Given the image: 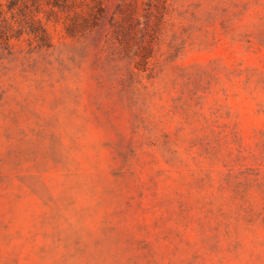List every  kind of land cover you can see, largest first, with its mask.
I'll return each instance as SVG.
<instances>
[{
    "label": "rangeland",
    "instance_id": "obj_1",
    "mask_svg": "<svg viewBox=\"0 0 264 264\" xmlns=\"http://www.w3.org/2000/svg\"><path fill=\"white\" fill-rule=\"evenodd\" d=\"M23 1L0 264H264V0Z\"/></svg>",
    "mask_w": 264,
    "mask_h": 264
},
{
    "label": "trees",
    "instance_id": "obj_2",
    "mask_svg": "<svg viewBox=\"0 0 264 264\" xmlns=\"http://www.w3.org/2000/svg\"><path fill=\"white\" fill-rule=\"evenodd\" d=\"M25 1L26 0H24L23 2L25 3ZM84 1L85 0H48V2H51L54 7L57 6L60 8L78 6L81 5ZM94 1L98 2L100 0H94ZM97 5L100 6L101 5L100 2ZM2 36H5V23L0 24V38Z\"/></svg>",
    "mask_w": 264,
    "mask_h": 264
}]
</instances>
